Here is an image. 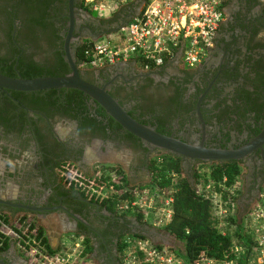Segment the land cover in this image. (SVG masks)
I'll return each mask as SVG.
<instances>
[{"label":"flooded vegetation","instance_id":"af4514ba","mask_svg":"<svg viewBox=\"0 0 264 264\" xmlns=\"http://www.w3.org/2000/svg\"><path fill=\"white\" fill-rule=\"evenodd\" d=\"M128 15V7L98 13L83 0H0V73L61 76L71 59L82 80L103 87L138 123L188 145L244 152L219 160L172 155L123 129L79 90L0 88V222L79 238L84 264H121V239L147 224L82 196L67 183L69 171L92 178L118 167L141 188L151 181V160L168 154L187 175L201 165L237 164L240 213L264 195V0H224L211 46L193 68L178 56L149 68L134 59L83 65V43L112 33ZM0 264L31 263L10 241L0 246Z\"/></svg>","mask_w":264,"mask_h":264},{"label":"built area","instance_id":"2783aa9c","mask_svg":"<svg viewBox=\"0 0 264 264\" xmlns=\"http://www.w3.org/2000/svg\"><path fill=\"white\" fill-rule=\"evenodd\" d=\"M83 2L98 13L109 10L114 5L129 8V15L115 31L91 41L90 47L85 49L84 54L88 56L87 65L99 66L134 59L140 61L144 68H149L178 56L187 67L193 68L201 62L205 51L211 46L213 35L222 18L224 0H83ZM206 169V166L201 165L197 172L207 173ZM239 186L238 179L229 188L237 190L235 206L230 211L232 216L237 209L236 197L240 191ZM196 187L198 190L203 187L204 192L210 194L214 213L219 218V227L222 231L231 233L233 229L226 227L222 221L227 210L223 207L221 196L210 191L211 182H205L203 185L201 180ZM171 200L170 192L164 196L160 195L156 187L150 183L141 188H132L131 198L124 200L121 207L128 211L136 208L148 226L161 229L170 220ZM257 200L260 203L250 214L253 229L246 232L254 241L249 264H264V195ZM1 226L0 232L3 234L16 235L13 229H8L7 224ZM125 241L127 245L121 264H180L177 255L182 253H177L166 244L157 245L148 237H133ZM16 243L31 264H83L84 261V257H81L82 242L70 235L64 237L51 252L44 250L45 248L36 241L26 242V246L25 243ZM239 249L240 247L234 248L236 257ZM216 264H236V260L228 259Z\"/></svg>","mask_w":264,"mask_h":264},{"label":"trees","instance_id":"16d2710c","mask_svg":"<svg viewBox=\"0 0 264 264\" xmlns=\"http://www.w3.org/2000/svg\"><path fill=\"white\" fill-rule=\"evenodd\" d=\"M91 41L87 40L80 47L78 59L83 65H87L88 56L85 49L90 47ZM173 155V154H172ZM206 172L200 174L197 170L190 172L189 176L183 172L176 158L165 154L159 158H153L150 162L149 171L151 185H154L160 195L170 192L171 216L167 224L160 231L168 234L177 244L179 251L190 264H216L228 259L236 260V264H249L253 238L239 229L237 214L231 215L230 211L235 206L237 190H229L239 179L240 167L235 163L215 164L206 166ZM67 174V173H66ZM211 182L210 191L221 196L223 207L227 214L222 219L226 227H233L231 233L219 227V218L213 210L210 194H206L203 187L197 189L196 184L200 181ZM67 183L82 196L100 199L102 204L109 203L116 210L124 214H132L138 220L145 223L141 213L136 208L123 210L121 204L132 196V187L124 178L123 172L118 167L110 168L102 173H97L92 178H84L77 171H69L66 176ZM149 183V184H150ZM109 188V191L105 190ZM237 207V205H236ZM4 224V222H0ZM17 225V224H16ZM10 226V225H9ZM14 226V224H13ZM22 228L15 230V236H8L0 232V246L7 247L10 241L19 242L26 246V242L36 241L48 252V246L43 229L34 226L33 223H19ZM14 228V227H13ZM13 235V234H12ZM135 238H142L141 234H134ZM235 238H238L235 240ZM127 242L121 239L118 246L119 259L121 262ZM157 245H162L157 243ZM240 247L237 257L234 248ZM87 249L83 245L81 257L86 256Z\"/></svg>","mask_w":264,"mask_h":264},{"label":"water","instance_id":"95a60500","mask_svg":"<svg viewBox=\"0 0 264 264\" xmlns=\"http://www.w3.org/2000/svg\"><path fill=\"white\" fill-rule=\"evenodd\" d=\"M70 4V0H69ZM123 23L120 22V24ZM70 72L61 76H42L33 78L8 77L0 73V88L16 91H37L49 88H73L91 97L108 115H110L123 129L138 137L144 143L162 149L170 154L198 158L201 160H219L239 158L244 150L204 149L182 143L172 137L154 131L150 126L140 124L132 119L126 111L105 91L103 87L92 85L82 80L71 59L68 60ZM189 176V181L192 178ZM245 196V195H244ZM139 234L148 237L152 242L160 241L167 244L171 238L155 228L143 225Z\"/></svg>","mask_w":264,"mask_h":264},{"label":"rangeland","instance_id":"374dc122","mask_svg":"<svg viewBox=\"0 0 264 264\" xmlns=\"http://www.w3.org/2000/svg\"><path fill=\"white\" fill-rule=\"evenodd\" d=\"M240 180V179H239ZM240 187V186H239ZM109 191V189L107 188L106 189V191ZM240 192H241V189H240V191H239V193H238V196H239V194H240ZM238 196L236 197V200L238 199ZM260 203V201L259 200H255L252 204H251V206L246 210V211H244V212H242V213H240V212H238V210L236 209V211H235V214H237L236 216H237V219H238V224H239V229H240V231L241 232H244L245 234H246V232H247V230H249V229H253V226L250 224L251 223V212H252V210H254V209H256V206L258 205ZM237 205V204H236ZM4 222V224H7L8 225V229H13V231H15L16 229H18V228H22L21 226H19L18 224L16 225V224H14V226H13V222H10V221H6V220H4L3 221ZM10 225V226H9ZM1 227H3V226H1ZM14 227V228H13ZM151 227V226H150ZM256 227V226H255ZM44 228L45 227H43V233H44ZM232 229H233V227H232ZM24 229L22 228L21 229V232L23 231ZM234 230V229H233ZM17 232V231H16ZM130 237H123L122 239L123 240H126V239H129ZM238 238H235V240H237ZM158 243H160L161 244V242L160 241H157ZM156 242V243H157ZM169 248H172V249H174L177 253H180V251H179V248H178V244L172 239V238H170L168 241H167V244H166ZM17 249L18 250H20V248H19V246L17 245ZM21 251V250H20ZM179 255H181V254H178L177 255V257H178V259L180 260V264H190V263H188L187 262V260L183 257V255H181V256H179ZM85 258V257H84ZM84 262L85 261H83V264H84ZM87 264H89L88 262H87Z\"/></svg>","mask_w":264,"mask_h":264},{"label":"crops","instance_id":"0c3cea01","mask_svg":"<svg viewBox=\"0 0 264 264\" xmlns=\"http://www.w3.org/2000/svg\"><path fill=\"white\" fill-rule=\"evenodd\" d=\"M44 230H45L44 235H45L46 241L48 243V246L51 249H54L56 246L59 245V242L62 241L63 236H60L59 235L60 232L58 231V229L53 227V226H47ZM156 230L163 233L162 231H160L161 229H156ZM154 243H156V242H154Z\"/></svg>","mask_w":264,"mask_h":264}]
</instances>
